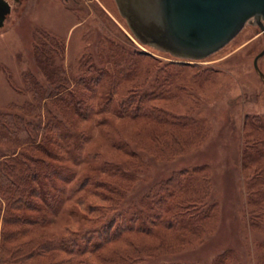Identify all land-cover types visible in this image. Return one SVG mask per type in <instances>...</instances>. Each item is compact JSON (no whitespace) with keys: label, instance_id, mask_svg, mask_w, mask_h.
Returning a JSON list of instances; mask_svg holds the SVG:
<instances>
[{"label":"rangeland","instance_id":"rangeland-1","mask_svg":"<svg viewBox=\"0 0 264 264\" xmlns=\"http://www.w3.org/2000/svg\"><path fill=\"white\" fill-rule=\"evenodd\" d=\"M6 1L0 121L54 127L62 151V173L38 185L47 196L29 213L41 220L31 233L95 252H76L73 264H264L260 28L246 24L219 51L185 61L142 45L115 0ZM257 64L264 74V54ZM11 139L0 123L3 209L14 180L4 175L22 168L9 161ZM128 244L137 255L114 256Z\"/></svg>","mask_w":264,"mask_h":264},{"label":"trees","instance_id":"trees-1","mask_svg":"<svg viewBox=\"0 0 264 264\" xmlns=\"http://www.w3.org/2000/svg\"><path fill=\"white\" fill-rule=\"evenodd\" d=\"M31 85L34 87V92H40V88H37L40 85L37 82H31ZM41 98L42 96L38 97V101ZM35 100L37 101L36 97ZM36 108L41 109L38 102L33 112H35L37 118L41 119L43 114L41 111L39 113ZM30 109H32V105H30ZM25 114L31 115V112ZM0 123L1 129L6 130V133L12 137L9 141V146L13 150V153L9 161H12L14 164L19 162V165L22 167L18 175L14 174V168L7 171L6 175H4L8 180H14L11 181L13 184H10L7 189L2 190L6 194L7 207L3 209L0 203V222L2 226L0 228L2 251L0 262L2 264H73V255L76 252L80 253L79 255L87 253L88 256H94L95 252L88 246V248L79 249L74 247L76 246L74 245L72 248H69V244L74 240L71 237L69 239L68 237L64 238L60 244L56 242L55 245H52L46 241V236L42 233H31L41 220L35 219L29 213L40 211L42 205L38 204L37 200L39 198L43 201L47 196L40 191L38 185L44 184L45 180H53L62 173V167H57L53 163V160L56 161L62 151H55L53 145L54 137L48 134L52 131L55 133L57 130L54 127L47 130V127H42V122L36 127H28L26 124H21L20 122H8L7 120L4 122L0 121ZM58 137V134H56V139ZM12 166L15 165L12 164ZM89 202L92 204L91 208L98 207L99 205V202L96 200H89ZM126 232L131 233L133 231L129 230ZM86 237L88 236L81 239L85 240ZM119 237L120 235L116 234L106 244L119 241ZM64 246L66 251L63 250ZM126 246H128V250H123L122 254H115L114 256L124 259L127 257L123 255L125 252L128 256L129 254L137 255L131 244L124 245V247ZM51 251L52 253H56L53 260L37 263ZM87 258L89 260V257ZM137 258L139 259V256ZM36 259L38 261H35Z\"/></svg>","mask_w":264,"mask_h":264},{"label":"water","instance_id":"water-1","mask_svg":"<svg viewBox=\"0 0 264 264\" xmlns=\"http://www.w3.org/2000/svg\"><path fill=\"white\" fill-rule=\"evenodd\" d=\"M121 16L142 44L185 61L202 60L219 51L246 24L264 36V0H115ZM11 12L0 0V28ZM254 69L260 78L257 61Z\"/></svg>","mask_w":264,"mask_h":264},{"label":"flooded vegetation","instance_id":"flooded-vegetation-1","mask_svg":"<svg viewBox=\"0 0 264 264\" xmlns=\"http://www.w3.org/2000/svg\"><path fill=\"white\" fill-rule=\"evenodd\" d=\"M11 7V6H10Z\"/></svg>","mask_w":264,"mask_h":264}]
</instances>
